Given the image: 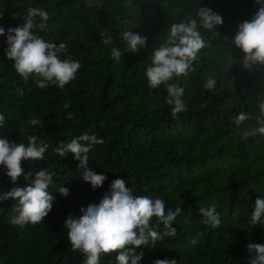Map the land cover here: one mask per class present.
<instances>
[{"label":"trees","instance_id":"1","mask_svg":"<svg viewBox=\"0 0 264 264\" xmlns=\"http://www.w3.org/2000/svg\"><path fill=\"white\" fill-rule=\"evenodd\" d=\"M32 7L49 14L47 30L38 34L57 46L65 43L61 59L79 62L81 68L63 89H40L34 76L24 81L15 71L5 54L6 36L0 37V115L6 121L0 138L27 145L28 137L37 135L49 145L42 160L22 166L32 178L42 169L54 173L48 191L55 197L44 221L24 227L9 222L15 201L0 202V264H84L83 254L71 250L65 220L69 215L78 219L81 208L98 204L118 178L134 195L162 198L166 211L182 209L172 225L175 236L136 250L144 253L141 264L157 259L249 264L247 245H264V223H250L256 199L264 198V137L245 139L244 132L257 126L264 65L245 69V54L232 41L238 25L258 11L256 0H0V27L7 34L23 24ZM204 7L220 15L223 24L206 31L198 22L206 47L187 76L169 81L185 89L187 111L174 118L166 86L150 89L146 69L170 26L197 18ZM126 29L147 38L138 54L125 51L121 33ZM106 38L111 45L102 43ZM113 47L123 53L118 62L111 57ZM208 78L217 81L213 90L205 88ZM69 112L73 119H66ZM241 112L251 119L238 128L232 121ZM30 119H40L43 126L30 125ZM84 133L104 140L88 154L90 170L107 177L96 190L79 178V161L54 151L61 141ZM32 178L21 177L13 185L0 166V195L25 187ZM61 186L69 189L68 197L59 195ZM208 207L220 215L218 228L203 223L199 208ZM156 223L154 217L153 227ZM157 231H164L162 224ZM193 238L196 245L189 243ZM115 255L102 256L99 264H116Z\"/></svg>","mask_w":264,"mask_h":264},{"label":"clouds","instance_id":"2","mask_svg":"<svg viewBox=\"0 0 264 264\" xmlns=\"http://www.w3.org/2000/svg\"><path fill=\"white\" fill-rule=\"evenodd\" d=\"M260 5L251 21H244L238 25V31L233 39V44L245 54L242 66L251 69L255 65H264V0H256ZM198 18L174 23L165 42L154 47L151 52L150 64L146 69L148 87L152 90L161 85L166 86V103L172 106L171 115L178 118L179 114L187 111L182 99L185 89L175 83H169L173 78L187 76L189 70L202 49L206 47L205 40L199 27L206 31H216L217 26L223 24V18L209 8H199L196 13ZM39 18V23H37ZM49 14L43 8H29L23 24L7 30L0 27V37L6 36L8 47L5 54L12 67L24 80L36 78V86L45 89L55 85L63 89L76 78L81 68L79 62L71 59H61V54L66 51V44L47 42L39 32L47 30ZM127 53H137L141 48L147 47V38L131 30L121 33ZM104 45H111L112 39H102ZM122 51L113 47L111 57L117 62L122 57ZM217 81L208 78L205 88L213 90ZM70 103H65L68 109ZM260 115L256 118V127L244 132V138L264 137V99L258 103ZM74 114L69 112L66 119H73ZM251 116L241 112L233 117V123L239 128ZM5 117L0 115V128L5 125ZM32 126L42 127L40 119H30ZM103 138L95 134L84 133L73 138L70 142L61 141L54 151L61 157L72 155L79 161L78 170L82 169L79 176L84 182L91 185L93 190L101 188L107 177L90 170L89 152L95 145L103 144ZM49 145L40 140L37 135L28 137V144L9 142L0 138V166L6 169V176L15 185L18 180L32 178L31 172L25 175L23 162L37 161L44 158ZM54 173L47 170L38 171L25 187H13L7 193L0 195V202L9 199L15 203L9 213V222L13 226L24 227L37 225L44 221L53 209L55 197L48 188L53 182ZM59 195L68 197L69 189L61 186ZM182 209L175 211L165 207L162 198L153 199L152 196H137L126 187L124 179H115L111 182L109 191L106 192L98 204L91 203L87 208H81L82 216L74 219L71 215L65 220V227L69 230V240L73 252H80L85 257L84 264H99L101 257L115 255L116 264H141L144 253L137 254V249L142 246L156 247L157 240L176 235L173 222L180 215ZM199 213L204 217L203 223L215 229L221 225L220 215L215 207L199 208ZM156 218V226L152 220ZM264 198L260 196L254 204L250 223L258 225L264 223ZM164 231H157L160 225ZM202 237L203 233H199ZM196 245L198 240L189 241ZM249 264H264V245L249 243ZM153 264H177L176 260L157 259Z\"/></svg>","mask_w":264,"mask_h":264}]
</instances>
